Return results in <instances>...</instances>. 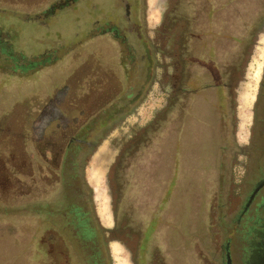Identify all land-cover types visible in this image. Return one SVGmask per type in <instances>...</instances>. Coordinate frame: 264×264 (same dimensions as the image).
Returning <instances> with one entry per match:
<instances>
[{"label": "flooded vegetation", "instance_id": "1", "mask_svg": "<svg viewBox=\"0 0 264 264\" xmlns=\"http://www.w3.org/2000/svg\"><path fill=\"white\" fill-rule=\"evenodd\" d=\"M77 1L48 0L45 7L36 11L38 14L26 21L33 19L44 24L59 9ZM154 1L150 4L149 0H118V7L123 9L129 27L136 24L141 38H147V41L148 29L153 35L167 29L174 38L175 29H179L180 39L184 36L191 40L203 38L206 42L205 65L196 66L194 60L189 61L194 55H189L188 49H196L193 42L180 41V78L173 80L170 77L161 83L154 65L141 92L134 94L136 85H127L134 80L133 59L127 56L130 53L125 47L127 42L123 31L111 21L101 24L95 20L84 46L62 53L45 50L28 65H14L12 69L10 65L14 58L0 41V103L4 104L0 114H41L42 132L53 123L68 126L67 144L90 152L86 169L88 163L100 159L98 135L87 139L78 137V132L87 123H71L66 114H109L110 108L106 107H110L111 101L121 103L124 94L135 95L136 101L129 110L121 113L120 119L113 123L119 124L112 131L118 136L110 137L118 156L113 151L109 156L113 158L115 155L116 159H112L110 177L107 176L105 181L109 186L110 172H113L117 186L120 164L143 146L145 135L148 136L157 124L158 114L167 110L172 117L167 128H160L165 133L157 139L158 149L151 155V160L139 161L142 165L148 163L149 167L152 166L148 173L142 171L143 179L155 183L158 188L159 182L165 186L176 176L186 184L182 192L191 195L187 205L181 202L167 204L169 218L164 222V230L171 234L169 240L167 235L164 240L167 256L175 258L172 249H178L182 244L191 263L192 253L189 251L196 241H203L206 251L203 263L211 264L208 255L215 249L211 243L216 230L215 235L220 238L219 264H226L227 253L231 255L232 264H264V186L246 208L252 192L264 181V52L259 60L260 75L254 97L248 104L242 102L245 89L252 82L256 59L261 48L264 50L260 44L264 38V2L203 0V5L199 4L203 11L196 15L198 19L192 18L191 21L187 9L195 0ZM146 44L156 64L159 52L153 45ZM123 50L128 52L125 54ZM67 55H70L67 60L73 62L69 67L63 63ZM77 65H81V69H76ZM190 66H196L194 72H190ZM192 78L196 79L194 87L189 85ZM85 100L97 103L99 110L83 108ZM161 102L162 105H156ZM141 114H152V117L143 121ZM27 155L31 161L35 160L31 151H27ZM189 181L196 186L195 190L187 188ZM156 193L154 210L160 201L159 192ZM214 212L225 215V221L222 223V216L221 221L214 223ZM111 214L113 228L118 227L115 210ZM230 225L237 242L233 250L237 263H234L229 242L224 244V228Z\"/></svg>", "mask_w": 264, "mask_h": 264}, {"label": "rangeland", "instance_id": "2", "mask_svg": "<svg viewBox=\"0 0 264 264\" xmlns=\"http://www.w3.org/2000/svg\"><path fill=\"white\" fill-rule=\"evenodd\" d=\"M47 1L0 0V41L6 51H10L14 58L10 69L14 65H28L45 50L62 53L63 51L74 50L78 46H84L88 42L87 36L91 32V24L95 20H99L101 24L111 21L123 31L127 42L125 47L129 48L130 53L127 56L133 59L134 66V80L127 85L132 87L136 85L137 91L134 94L141 92L144 87L142 85L146 84V80L150 76V70L154 65L157 67L161 83L167 81L170 77L173 80L180 78V73L182 72V62L179 58L180 41L183 43H186V40L193 42L196 49L194 50V47L188 49L190 51H187V53L194 55L189 61L193 62L194 60L196 66L205 65L203 63V52L206 42L203 38L201 40H191L187 39L188 36H184L183 39H180L179 29H175L174 38H172L173 36L167 29H165L164 33L159 30V34L153 35L151 30L148 29V41L146 40L147 38L142 39L138 26L135 24L133 28H130L129 24H127L123 9L118 7V0H79L72 6L59 9L54 16L47 18L44 24H39L33 19L26 21L34 14H38L39 12L36 13V11L45 7ZM128 1L132 2V0ZM154 2V0H149L150 4ZM199 4L203 5V0H195L193 5L191 3L188 6V19L191 21H193L192 18L198 19L196 15H199L200 10L203 11ZM198 24L199 21H197ZM197 30H200V27ZM146 41L154 46L155 51L159 52L156 57L158 60L156 64L151 58ZM209 43L212 46V40ZM260 44L264 46V38L261 39ZM82 51H80V55ZM126 52L128 51L123 50V53L126 54ZM263 52L264 50L261 48L255 62L256 67L252 73V82L247 85L242 96L243 103H250L254 97L253 91L260 75L261 63L259 60H261ZM211 54L210 50L209 55ZM68 56L70 57V55L64 57L63 63L69 67L73 62L67 60ZM78 66H76V69H81V65ZM196 66H190V72H194V67ZM0 72L2 71L0 70ZM213 74H216L215 70H213ZM1 77L6 79V77ZM190 77L191 75H189ZM195 81L196 79L192 78L189 81V85L192 87L196 86ZM9 83L11 84L10 81ZM219 98L220 100L222 99L220 94ZM121 100L123 101L121 103L115 100L111 101L110 107H106V109L110 108L109 114H66V116L71 123L75 121L80 125L82 123H92L89 137L92 138L100 134L102 126H105L107 122L116 119L122 115L121 113L129 110V107L136 101V96H125L124 94ZM85 101L83 108L99 110L97 103ZM162 104V102L156 103V105ZM3 105L0 103V109H4ZM159 114L157 124L152 127L148 136L145 135L143 146H140L138 151L133 152V156L128 158V161L120 164V179L118 178L117 186L112 177L113 172H110L111 181L109 186H107L105 180L107 176L110 177L111 164L116 159L115 155L113 158L109 156H112V151L116 155L118 154V151H115L114 142L110 141L111 136H118V133L112 134V131L119 126L118 123L110 126L99 139L97 136L98 143L101 144L98 152L100 159L92 161L90 164L88 163L84 172L85 181L92 190L95 213L104 228H113L111 213L112 211L114 213V210L116 212L115 220L118 223L119 230L116 234L118 242H113L109 245L114 264H157V261L160 264H204L203 255L206 254V251L203 249V241L198 243L196 241L194 247L189 251V254L192 253L191 263L187 257L188 252L186 254L182 244L178 245V249H172L175 258L166 254L167 247L164 244V240L166 235L168 240L171 236L169 232L164 230L166 227L164 222H167L169 218L167 204L171 202L172 205L173 203L181 202V204L187 205L191 201V195L186 196L182 192L183 188H186V184L182 182V179H178L175 176L170 178L165 186L162 184L163 182H159L160 184L157 188L155 183H150V181L143 179L142 171L148 173L152 166L149 167L148 163L142 165L139 161L144 162L147 158L151 160V155L158 149L156 145L158 137L165 133L164 129L162 131L160 128H167L172 117V114H169L167 110ZM1 116H4V121L0 125V210L6 208L7 210L23 212L24 214L27 211H23V206H27L26 204L29 202L41 201L55 193L54 191L51 194L46 192L48 189L45 187V172H47L49 163L54 164V161H58V157L54 153H59L60 137L58 133L40 131L42 126L41 114H0ZM21 117L25 119L24 121L22 118L23 127H27L32 132L30 136L35 142L25 147L28 148L27 151H31L33 154L35 158L33 161L30 160L24 150L23 142L19 140L17 135L21 133L22 127H19L16 121L21 119ZM151 117L152 114H141L143 121ZM31 120H34V122L30 127ZM27 121L28 124L24 126ZM7 135H10L8 140L5 139ZM28 139L30 138L27 137ZM53 154L54 156H52ZM135 176H138V178H134ZM195 187L190 181L187 183V188L195 190ZM49 190H52V187ZM156 191L159 192L160 201L159 207L154 210L152 205L155 202V198H158ZM58 196L55 193L54 203L60 202ZM230 201L233 203L232 199ZM222 216L220 214L216 215L214 212L213 222L215 223L216 220L217 222L221 221V217L223 221L225 215ZM22 220L13 221L12 218L0 215V264H13L11 258L17 248L21 255L22 264H29V258L32 253L31 240L36 234L37 225L31 223L32 221ZM201 221L203 226V215ZM214 233L216 234V230ZM215 234L211 243V247L215 249L212 254L208 255V260H210L211 264H219L221 259L218 251L220 238L219 235L216 236ZM17 238L19 239V246L15 243ZM225 239H229L230 251L233 255L234 263H237V256L233 252L237 242L232 228H229L224 236V243L226 242ZM130 254H132V257ZM215 261L216 263H214Z\"/></svg>", "mask_w": 264, "mask_h": 264}, {"label": "trees", "instance_id": "3", "mask_svg": "<svg viewBox=\"0 0 264 264\" xmlns=\"http://www.w3.org/2000/svg\"><path fill=\"white\" fill-rule=\"evenodd\" d=\"M262 1L264 2V0ZM249 30L250 27L247 28L248 32ZM3 117H0V125L4 121ZM120 117L105 122V126L100 125L102 131L98 138L102 137V134ZM22 118L25 121L24 117L16 121L19 127H22L21 133L17 135L25 148L30 143L35 142L30 136L32 132L27 127H23ZM33 122L34 120H31L30 127ZM27 124L28 121L25 122L24 126ZM67 127L62 123L59 125L53 123L48 125L46 131H44L58 133L60 137L59 146L61 147L59 153H54L58 157V161H54V164L49 163L47 172H45V187L48 189L46 192L51 194L54 191L56 195H59L60 202L54 203V193L41 201L29 202L26 204L27 206H23V211H27L24 214L23 212L19 213L3 208L0 210V215L12 218L13 221H23L22 219L32 221L31 223L37 225L36 234L31 240L32 253L29 264H114L109 245L118 242L116 238L119 231L118 227L106 229L100 224L94 210L92 190L87 186L84 177V170L90 152L74 144H67L68 140L65 141V139L70 136ZM91 130L92 123L86 124L77 136L87 139L90 137ZM9 136L7 135L5 139L8 140ZM27 137L31 141L30 139L27 140ZM27 149H24L26 153ZM50 187H52V190H49ZM230 226L228 228L224 226V235L227 234L229 228H232V225ZM18 240L17 238L15 242L17 246H19ZM225 240L229 242V239ZM11 259L13 264H22L18 248L12 254Z\"/></svg>", "mask_w": 264, "mask_h": 264}, {"label": "water", "instance_id": "4", "mask_svg": "<svg viewBox=\"0 0 264 264\" xmlns=\"http://www.w3.org/2000/svg\"><path fill=\"white\" fill-rule=\"evenodd\" d=\"M264 186V181L261 182L260 184H258V186L254 189V191L252 192L251 196L248 199V202L246 204V208L248 207V205L251 203V201L254 199L255 195L257 194V192ZM226 264H232L231 263V257L229 255V253L226 254Z\"/></svg>", "mask_w": 264, "mask_h": 264}, {"label": "crops", "instance_id": "5", "mask_svg": "<svg viewBox=\"0 0 264 264\" xmlns=\"http://www.w3.org/2000/svg\"><path fill=\"white\" fill-rule=\"evenodd\" d=\"M218 94H220V92H218ZM221 95V94H220ZM157 264H159V262L157 261Z\"/></svg>", "mask_w": 264, "mask_h": 264}]
</instances>
